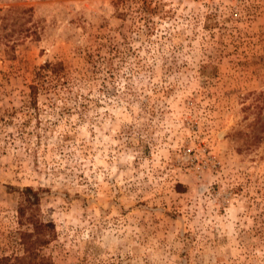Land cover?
<instances>
[{"label": "rangeland", "instance_id": "obj_1", "mask_svg": "<svg viewBox=\"0 0 264 264\" xmlns=\"http://www.w3.org/2000/svg\"><path fill=\"white\" fill-rule=\"evenodd\" d=\"M114 2L0 0V256L264 264V0Z\"/></svg>", "mask_w": 264, "mask_h": 264}, {"label": "trees", "instance_id": "obj_2", "mask_svg": "<svg viewBox=\"0 0 264 264\" xmlns=\"http://www.w3.org/2000/svg\"><path fill=\"white\" fill-rule=\"evenodd\" d=\"M152 0H115V4H120V5H124V4H129V5H135V11H138L139 13L145 14V16L143 17L144 21L148 20V16L151 15L152 13H154V7L151 6ZM88 59L91 58L90 55L87 56ZM104 60L103 58L101 59V61ZM103 62V61H102ZM101 63V62H100ZM93 68V66H92ZM95 69H97L96 67H94ZM44 71L47 72V76L51 78V80L58 82L57 84H60V86L62 87L63 91H67L68 93V88H69V74L68 71L66 69V66L61 62V61H57V62H46L44 63L42 66H40L38 68V70L36 71V81H34L33 83H31L28 88H29V95L32 97V99H35V96L37 94V92L39 91V89H42L44 93L48 94V95H56L58 91H50L48 89V87H46V85H44L43 83H41V81H39L40 76L44 73ZM71 90V89H70ZM21 195L23 197L24 202L22 204L19 205L18 207V211H22V210H30V212H32V210L34 209L35 205H37L38 199L36 197V193L34 191H32L30 188L28 187H23L21 189ZM32 222V225L35 224V221H30V223ZM23 252L25 253V255H19V256H15V257H10V256H0V264H30L29 261V251L27 249V247H22Z\"/></svg>", "mask_w": 264, "mask_h": 264}]
</instances>
